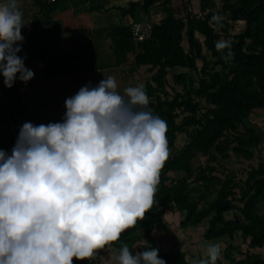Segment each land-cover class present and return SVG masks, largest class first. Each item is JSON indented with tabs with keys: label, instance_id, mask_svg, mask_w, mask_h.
Returning <instances> with one entry per match:
<instances>
[{
	"label": "clouds",
	"instance_id": "1",
	"mask_svg": "<svg viewBox=\"0 0 264 264\" xmlns=\"http://www.w3.org/2000/svg\"><path fill=\"white\" fill-rule=\"evenodd\" d=\"M26 23L20 0H0L6 87L35 74L18 54ZM216 47L231 54L226 39ZM149 104L143 83L121 92L109 75L68 96L61 120L21 125L11 153L0 148V264L91 260L144 218L170 155L167 121ZM144 243L133 251L122 242L111 264H166L158 247ZM221 254V244L209 242L192 264H216Z\"/></svg>",
	"mask_w": 264,
	"mask_h": 264
},
{
	"label": "trees",
	"instance_id": "2",
	"mask_svg": "<svg viewBox=\"0 0 264 264\" xmlns=\"http://www.w3.org/2000/svg\"><path fill=\"white\" fill-rule=\"evenodd\" d=\"M33 1L40 9L44 7L41 0ZM220 1L222 11L228 14L226 20L214 19L218 14L212 10L213 0H200V13L189 12L184 17L176 15L172 0H129L126 6L114 7L132 18L136 11L147 12L154 5L162 7L165 15L152 25L150 38L138 43L140 50L135 54L134 62L137 66H150L155 70L145 88L150 97L149 107L167 121L169 144H173L177 133H185L188 139L184 147L163 164L152 208L146 211L144 218L125 229L117 241L111 242L116 250L126 242L133 251H142V247L147 246L144 239L158 247L153 232L162 222L166 208L171 206L181 213L179 225L183 229L197 227L208 219L204 234L207 240L233 238L239 233L248 248L239 259L226 253L231 264H264V257L251 251L264 248V209L258 212L259 206L264 204L263 162L248 170L241 186H237L231 176L223 179L214 176L213 167L200 170L195 181L220 184L215 197L205 201L201 208L191 199L188 182H168L165 176L169 171L191 176V159L195 153L208 155L212 160L217 156L225 159L228 148L232 147L235 155L251 159V148L259 143L255 129L246 121L254 110L264 108V0ZM55 4L57 2L53 1L48 9H53ZM236 21L244 22V30L229 40L231 54L227 47L217 49L220 34L228 31L230 22ZM37 26L34 17L28 29L33 42H37ZM109 33L116 52L125 53L132 42L129 26H115ZM196 34L203 36L202 42ZM184 39L187 49L183 46ZM203 46L214 59L213 63L220 66L219 70L211 69L212 62L204 54ZM41 49V53H45L46 47L42 43ZM199 60L201 68L197 66ZM176 69L188 72L175 73ZM39 73L43 78H59L68 76L71 71L59 59L46 62L42 54ZM169 73L172 84L167 81ZM167 86L172 94L167 92ZM175 86H181L182 90L178 91ZM197 99H203L207 104L204 115L199 119L185 116L177 123L179 110L195 115L201 109ZM31 119L19 85L14 82L12 87H6L0 75V123L4 126H0V148L10 154L19 133L13 132L11 126H19L22 120ZM238 125L244 127L246 138L240 135L226 140V134L236 131ZM230 211L237 214L227 219L226 213ZM158 255L165 258L166 264H189L186 253L179 248H170L166 252L159 248ZM73 260L74 264L99 263L97 256L91 260L75 257Z\"/></svg>",
	"mask_w": 264,
	"mask_h": 264
},
{
	"label": "rangeland",
	"instance_id": "3",
	"mask_svg": "<svg viewBox=\"0 0 264 264\" xmlns=\"http://www.w3.org/2000/svg\"><path fill=\"white\" fill-rule=\"evenodd\" d=\"M57 2L53 9H48L52 2ZM129 0H41L44 7L40 9L33 0H20V7L23 9L24 18L27 22L21 28V32L25 37L22 43L21 52L19 55H26L25 64L34 70V76L27 82L16 79L19 85L21 97L31 113L33 123H48L50 121H58L63 118L66 111L65 99L73 95L78 89L86 83L96 85L103 77L109 75L115 76L118 82V90L123 92V89L129 85H136L151 80V75L154 69L150 66H137L134 62L135 54L140 50L138 43L132 40L130 46L123 54H118L115 49V44L110 36V29L115 26L129 25V15H123L120 10L115 9L117 6H126ZM213 11L217 12V20L228 19V14L221 9L222 3L220 0H213ZM172 7L178 17H184L189 12L199 14L200 0H172ZM75 9V24L67 22L62 24L65 15L70 9ZM165 15L160 5H154L147 12L136 11L132 20L147 21L152 24L158 23ZM36 17L38 26L36 30L39 32L37 42H33L29 37V25L32 19ZM110 18V19H109ZM64 19V20H63ZM76 28L78 32H66L68 38L65 41L56 39L55 35L58 31L64 29ZM66 30V31H67ZM244 30V22H230V27L227 32L220 34V39L232 40L233 36ZM61 31V32H62ZM196 37L202 42L203 36L196 34ZM71 39V40H70ZM112 39V40H111ZM40 43L48 45L45 60L49 61L52 57H61L68 70H73L74 74L63 78H43L39 73L41 66ZM64 44L69 47L72 44H81L82 47L75 49L74 53L64 52L62 49L53 51L57 47H52V44ZM90 44H96V49H92ZM183 46L187 49L188 44L186 39L183 41ZM204 54L211 60V69L219 70L220 66L214 64L213 60L206 48L203 46ZM56 58V57H55ZM198 68L202 67V62H197ZM188 72L185 69H176L175 73ZM19 75V74H17ZM168 84H172L171 73L167 76ZM178 91H181V86H175ZM167 92L172 94L171 88L167 86ZM201 104V109L195 114L179 110L180 116L176 120L180 123L182 118L190 116L194 119H199L204 115L207 104L203 99H197ZM27 120H22L21 125ZM247 124L253 127L259 137V143L251 148L253 156L251 159L243 156L235 155L232 152V147L227 150L228 157L223 159L219 156L215 160L209 159L208 155L195 153L191 159V176L185 175L183 172L169 171L165 174L169 181L185 180L190 184V197L197 202L198 208L204 205L205 201H209L215 197V191L220 186L219 183H203L195 181V176L200 170H206L210 167L214 168L213 175L223 179L226 176H231L237 186H241L247 176L250 168L256 167L259 162L264 163V108L254 110L247 118ZM4 127L2 123L0 126ZM19 126H11L13 132L20 130ZM192 126L189 128L191 129ZM245 136V129L242 125H238L236 131L226 134L225 139L230 141L235 136ZM188 142L185 133H177V137L172 145L169 144L170 155L177 154L184 145ZM215 154L214 151H212ZM237 192V190H236ZM264 204L260 205L258 212H262ZM235 211L226 213L227 219H232ZM182 219L181 213L174 207H167L162 222L153 232L154 240L158 247L166 252L170 248H179L186 253V259L189 264H192L194 258L202 257L205 254L207 244L209 242H219L222 246V254L216 261V264H231L225 256L229 253L236 259L242 257V253L247 250V242L243 237L236 233L233 238L222 237L212 240H207L204 237L208 227V219L203 221L199 226L189 229L180 227L179 222ZM137 244H135L136 246ZM98 264H111V255L117 251L114 247H104L97 250ZM252 252L261 254L264 257V248L251 249Z\"/></svg>",
	"mask_w": 264,
	"mask_h": 264
},
{
	"label": "crops",
	"instance_id": "4",
	"mask_svg": "<svg viewBox=\"0 0 264 264\" xmlns=\"http://www.w3.org/2000/svg\"><path fill=\"white\" fill-rule=\"evenodd\" d=\"M142 13V12H141ZM75 9L73 8V9H70L69 10V13L67 14V15H65V17H64V21H62V26H63V24H64V22L66 23L67 22V20L69 19L70 21V25L72 26V24H75L74 22V20L73 19H75ZM68 18V19H67ZM110 19V18H109ZM133 18L132 17H130V16H128V21L129 20H131V21H133L132 20ZM147 21H149V20H147ZM150 22V21H149ZM67 29H64V31H58V34L57 35H55V37H56V39H60V40H62V41H65L66 39H69L68 38V34L66 33V32H68V31H73V32H78L77 30H76V28H74V27H72V29H68L67 31H66ZM71 40V39H70ZM112 40V39H111ZM42 44H44L45 45V47H46V51H45V53H41V50H40V57L42 56V54H44V59H45V55H46V53H47V51H48V45L47 44H45V43H42ZM40 45V48H41V43L39 44ZM53 46L52 47H57L56 49H53V51H56V50H60V49H62L64 52H67V53H74V51H75V49H78L79 47H82L81 46V44H72L70 47L68 46V45H64V44H52ZM90 46H91V48L92 49H96V44H90ZM56 57V58H55ZM53 59H59V60H61L62 61V63H63V66L65 67V68H67L66 66H65V63H64V61L62 60V58L61 57H58V56H54V57H52L50 60H53ZM41 60V59H40ZM49 60V61H50ZM46 61V60H45ZM49 61H46V62H49ZM71 71V73L68 75V76H70V75H72V74H74V72H72L73 70H70ZM63 77H67V76H63ZM63 77H59V78H63Z\"/></svg>",
	"mask_w": 264,
	"mask_h": 264
},
{
	"label": "built area",
	"instance_id": "5",
	"mask_svg": "<svg viewBox=\"0 0 264 264\" xmlns=\"http://www.w3.org/2000/svg\"><path fill=\"white\" fill-rule=\"evenodd\" d=\"M152 23L149 21L133 20L129 23L132 40L137 43L143 42L150 38L152 32Z\"/></svg>",
	"mask_w": 264,
	"mask_h": 264
}]
</instances>
